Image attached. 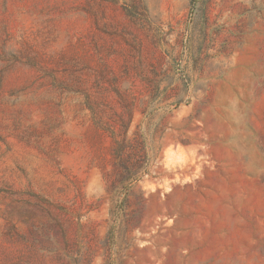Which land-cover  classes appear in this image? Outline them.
Instances as JSON below:
<instances>
[{
	"label": "rangeland",
	"instance_id": "374dc122",
	"mask_svg": "<svg viewBox=\"0 0 264 264\" xmlns=\"http://www.w3.org/2000/svg\"><path fill=\"white\" fill-rule=\"evenodd\" d=\"M0 264H264V0H0Z\"/></svg>",
	"mask_w": 264,
	"mask_h": 264
}]
</instances>
